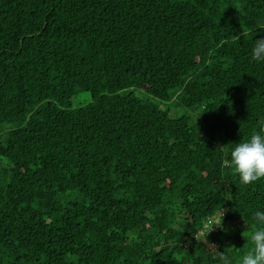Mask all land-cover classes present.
<instances>
[{
	"label": "trees",
	"instance_id": "obj_1",
	"mask_svg": "<svg viewBox=\"0 0 264 264\" xmlns=\"http://www.w3.org/2000/svg\"><path fill=\"white\" fill-rule=\"evenodd\" d=\"M260 38L264 0H0V264H217L194 237L222 207L240 264L264 180L224 161L264 125Z\"/></svg>",
	"mask_w": 264,
	"mask_h": 264
},
{
	"label": "clouds",
	"instance_id": "obj_2",
	"mask_svg": "<svg viewBox=\"0 0 264 264\" xmlns=\"http://www.w3.org/2000/svg\"><path fill=\"white\" fill-rule=\"evenodd\" d=\"M251 59L257 64L264 65V38L253 39ZM226 167L231 169L242 185L248 186L264 180V125L248 139L236 144L229 151L224 161ZM226 211L220 208L203 224L198 237L208 252L216 254L217 264H233L232 259L220 252L219 245L208 239L214 230L227 232L224 225ZM250 247L240 257V264H264V210H257L253 214L250 232ZM190 243V241H188Z\"/></svg>",
	"mask_w": 264,
	"mask_h": 264
},
{
	"label": "rangeland",
	"instance_id": "obj_3",
	"mask_svg": "<svg viewBox=\"0 0 264 264\" xmlns=\"http://www.w3.org/2000/svg\"><path fill=\"white\" fill-rule=\"evenodd\" d=\"M134 93H135L136 97H138V98H141V99L147 98V96H145V94H141V92H139L137 90H135ZM89 102H91L89 94L83 93V92H78L77 95L74 97L73 106L76 107L79 105L88 104ZM172 110L174 111L173 108H172Z\"/></svg>",
	"mask_w": 264,
	"mask_h": 264
},
{
	"label": "built area",
	"instance_id": "obj_4",
	"mask_svg": "<svg viewBox=\"0 0 264 264\" xmlns=\"http://www.w3.org/2000/svg\"><path fill=\"white\" fill-rule=\"evenodd\" d=\"M204 223H205V222H204ZM202 229H203V226H202V228H201V231H202ZM201 231H200V232H201ZM200 232H199V233H200ZM199 233H198L197 237L199 236Z\"/></svg>",
	"mask_w": 264,
	"mask_h": 264
}]
</instances>
